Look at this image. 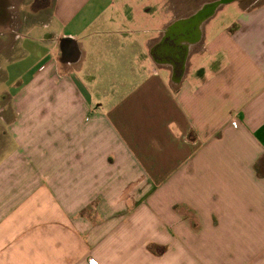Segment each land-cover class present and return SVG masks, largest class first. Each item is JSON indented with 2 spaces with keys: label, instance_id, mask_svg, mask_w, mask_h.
<instances>
[{
  "label": "crops",
  "instance_id": "1",
  "mask_svg": "<svg viewBox=\"0 0 264 264\" xmlns=\"http://www.w3.org/2000/svg\"><path fill=\"white\" fill-rule=\"evenodd\" d=\"M186 1L24 6L11 50L33 59L28 80L1 94L0 264H128L89 241L147 206L173 234L154 261L264 264V1L199 24L207 1Z\"/></svg>",
  "mask_w": 264,
  "mask_h": 264
},
{
  "label": "rangeland",
  "instance_id": "2",
  "mask_svg": "<svg viewBox=\"0 0 264 264\" xmlns=\"http://www.w3.org/2000/svg\"><path fill=\"white\" fill-rule=\"evenodd\" d=\"M20 1L22 6L21 10L13 13L14 11L12 12L8 9V3L14 2V0H0V107L6 105V98L5 100L2 98V93H14L28 80L22 77V75L25 74V70L31 65L33 60H24L23 51L21 50L16 52H12L11 50V46L15 44L14 31L23 33L22 35H24L23 31L20 32L21 28L24 23L30 20L28 8L24 6L28 3L29 6L36 9L39 3H43L45 0ZM202 1L203 0H187L185 5L194 11ZM263 1L264 0H241V3L244 7L250 8L262 4ZM236 12L237 8L234 3L225 5V8L216 13L213 23L217 22L218 27H223L232 19ZM12 29H14V31ZM18 42L22 43L23 41L19 40ZM26 42L30 43V38L27 37ZM33 43L34 41L32 44ZM36 51L38 52V48H36ZM152 211L151 207H144L143 212L138 216V221L129 218V215L125 219H112L110 224L107 223L105 225L110 226L108 230H111L112 234H108L102 239L99 238L103 236V234H92L89 244L92 247L93 244H95L97 250L104 246L121 248L117 251L119 254L122 253L123 259L127 257L128 264H162V260L154 261L151 257L157 258L168 250L169 244L166 237L171 238L173 234H168L167 224H163L162 222L159 223L156 215L152 214ZM197 235L199 234H192L194 237ZM194 237H192V239ZM155 239L157 241H155ZM195 239L196 238H194L193 241L198 240ZM172 247L174 248L175 246ZM97 250L95 252H97ZM145 253L151 257H148ZM112 261L114 262V258Z\"/></svg>",
  "mask_w": 264,
  "mask_h": 264
},
{
  "label": "flooded vegetation",
  "instance_id": "3",
  "mask_svg": "<svg viewBox=\"0 0 264 264\" xmlns=\"http://www.w3.org/2000/svg\"><path fill=\"white\" fill-rule=\"evenodd\" d=\"M207 1L206 3H204V6L202 8V11H200L199 13L205 11V10H211V9H215L216 7H218L221 3V0H205Z\"/></svg>",
  "mask_w": 264,
  "mask_h": 264
},
{
  "label": "water",
  "instance_id": "4",
  "mask_svg": "<svg viewBox=\"0 0 264 264\" xmlns=\"http://www.w3.org/2000/svg\"><path fill=\"white\" fill-rule=\"evenodd\" d=\"M228 1H231V0H221V4L222 3H226V2H228ZM210 11V10H209ZM201 13H199V12H197V14H195L194 16H192V20L193 21H195V20H197L198 19V24L200 23V20H201ZM200 19V20H199Z\"/></svg>",
  "mask_w": 264,
  "mask_h": 264
},
{
  "label": "built area",
  "instance_id": "5",
  "mask_svg": "<svg viewBox=\"0 0 264 264\" xmlns=\"http://www.w3.org/2000/svg\"><path fill=\"white\" fill-rule=\"evenodd\" d=\"M89 264H95V261L92 259H88Z\"/></svg>",
  "mask_w": 264,
  "mask_h": 264
}]
</instances>
